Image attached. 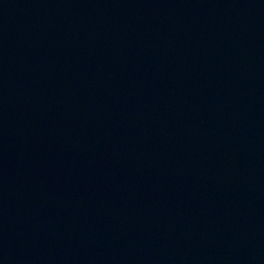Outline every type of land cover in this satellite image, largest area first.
I'll return each instance as SVG.
<instances>
[{
    "label": "water",
    "instance_id": "obj_1",
    "mask_svg": "<svg viewBox=\"0 0 264 264\" xmlns=\"http://www.w3.org/2000/svg\"><path fill=\"white\" fill-rule=\"evenodd\" d=\"M0 264H264V0H0Z\"/></svg>",
    "mask_w": 264,
    "mask_h": 264
}]
</instances>
